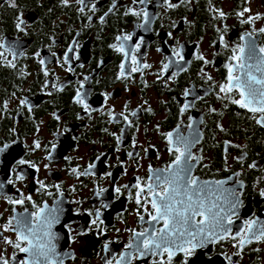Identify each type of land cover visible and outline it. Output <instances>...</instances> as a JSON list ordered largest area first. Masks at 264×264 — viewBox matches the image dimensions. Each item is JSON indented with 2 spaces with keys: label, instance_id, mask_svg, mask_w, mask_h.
<instances>
[{
  "label": "flooded vegetation",
  "instance_id": "af4514ba",
  "mask_svg": "<svg viewBox=\"0 0 264 264\" xmlns=\"http://www.w3.org/2000/svg\"><path fill=\"white\" fill-rule=\"evenodd\" d=\"M12 2L17 7H11L9 0H0V37L7 44L18 43L23 55L13 61L15 68L0 60V148L8 145L0 152V183L5 184L0 195L15 199L19 189L25 196L31 195L36 204L47 202L49 206L61 199L64 211L61 222L53 229L59 237L57 251L75 257L65 258L64 264H105V259L118 258L124 251L131 237L126 229L139 231L142 226L136 215V189L132 185L136 177L147 180L149 165L160 169L170 162L172 157L161 133L174 131L181 124V130L187 134L189 117L194 129L202 134L192 149L203 157L193 174L202 180H226L225 187H235L242 193L243 206L239 210L240 219L232 226L233 232L240 229L245 219L258 217L264 221V197L260 196L264 190V127L256 124L245 109L218 98L223 96L219 85L227 75L224 65L232 54L231 48L241 43L239 38L244 33L264 27V0H171L176 5L173 8L163 5V0H151L146 6L134 4L133 0H86L84 12L79 11L81 5L76 0H69L67 6L62 0ZM93 4L94 12L89 10ZM142 7L152 15L147 31L137 27L142 18L128 11ZM244 8L251 11L244 17L237 16ZM221 11L224 17H220ZM21 13L27 22L26 34L15 28ZM256 15L261 19L252 25L241 24V19ZM124 34L133 37L127 42L129 51L143 39L135 55L141 65L151 67L132 72L135 65L111 47L118 43L116 37ZM221 34L229 45L227 49L219 42ZM254 35L256 43L264 45V34L256 31ZM70 46L73 52L68 53L69 63L64 64ZM174 48L184 56L180 67L186 70L178 71L175 65H170L162 79H158L162 64L167 62L165 58L178 59L173 57ZM197 54H203L212 63L204 65L195 59ZM41 59L45 61L43 65ZM122 62L126 65L127 79H117ZM69 67L71 71L67 70ZM202 68L212 77L211 81L201 74ZM85 77L89 79L85 81ZM81 82L84 84L81 91L88 93L86 102L96 109L90 116L73 102ZM185 90L190 91L187 98L183 95ZM105 94L109 97L107 102ZM233 95L238 98L237 94ZM23 99L27 104L21 106ZM185 103L193 106L181 115L180 108ZM126 104L128 112L137 111L135 117L129 116L133 121L131 128L119 116ZM109 109L119 122L109 121ZM117 136H122L119 151ZM133 139L137 144L135 149ZM36 141L41 145L39 149L34 147ZM225 141L240 147H229L226 154ZM52 144H56L52 158L45 159ZM128 152H139L140 157L129 159ZM237 157H242V161L238 162ZM21 159L35 163L40 170L19 165ZM89 164L96 165L91 170L94 175L77 178L71 173L72 168L83 172ZM252 164L256 167H249ZM108 172L112 173L111 177L106 175ZM16 173H23L26 178L7 184L9 179L15 180ZM37 180L46 185L60 184L63 197L54 187L48 189L53 193L51 197L38 191ZM116 187H121L119 195ZM101 188L107 191L97 197L96 192ZM102 204H107V208L101 207ZM13 207L0 198V225L13 215ZM97 207L104 220L100 226L105 230L103 235L95 226L89 230L94 217L87 216V211H95ZM25 208L34 211L32 203L26 201L15 206L16 213H23ZM77 210L81 215L75 214ZM140 211L144 214L143 209ZM65 224L76 230L71 241ZM81 230L86 234L78 235ZM4 235L14 239L10 232ZM106 241L112 242L107 253ZM232 245L233 241L226 240L198 249L188 264H227L225 254L233 256L235 264H264V242L253 241L239 256L234 255L236 249ZM0 253L10 257L13 249L0 244ZM183 260V254L177 253L172 264H182ZM134 264H152V257L136 260Z\"/></svg>",
  "mask_w": 264,
  "mask_h": 264
},
{
  "label": "snow or ice",
  "instance_id": "6c2138e0",
  "mask_svg": "<svg viewBox=\"0 0 264 264\" xmlns=\"http://www.w3.org/2000/svg\"><path fill=\"white\" fill-rule=\"evenodd\" d=\"M9 2L11 7H17L12 0H9ZM76 2L81 5L79 11L84 12L87 6L86 0H76ZM62 3L67 6L69 0H62ZM133 3L146 6L151 3V0H133ZM163 5L167 8L176 7L171 0H163ZM89 10L94 12L95 4ZM128 11L131 15L142 18V22L137 25L138 28L145 31L150 29L152 15L147 11L146 7H142L138 11L133 9ZM250 11L249 8H244L237 13V16L244 17L245 13ZM219 15L224 17L225 13L221 11ZM22 16V13L17 16L15 28L18 32H25L26 34L27 22ZM89 19L91 18L89 17ZM258 19H261L259 15L249 16L241 19V24L252 25ZM101 20L103 21V18ZM256 31L264 34V27L244 33L239 38L241 43L231 48L232 54L224 65L227 75L225 81L219 85V93H222L223 96L218 95V98L230 100L232 104L245 109L252 114L256 124L264 127V45L256 43V36L254 35ZM168 35L171 36V33ZM132 38L131 34L117 36L116 40L118 43L111 45V47L115 51L122 53L124 60H130L135 65L131 67L132 72L151 67L148 64L141 65L135 55L143 44L142 38L131 51L127 50V42L131 41ZM219 42L223 48H229L228 43L224 39V34L219 36ZM19 48L20 45L18 43L7 44L4 42V38L0 37V50H2L0 51V60H3L7 66L15 68L16 64L13 61L18 56L23 55ZM71 52H73V48L70 46L64 55V64L69 63L70 57L68 53ZM5 53L11 56L12 60H8ZM172 53L173 57H178V59L166 57L167 62L162 64L161 72L157 74L158 79H162L163 74L169 70L170 65H175L178 71L186 70V68L180 67L184 62V56L181 52L174 48ZM36 55L39 56L40 54L37 53ZM195 59L203 61L204 65L212 63L203 54H197ZM39 62L41 65L45 63L43 59ZM119 68L120 72L117 79H127L125 63L122 62ZM67 70L71 71L72 69L69 67ZM44 74L47 76V71ZM201 74L207 81L212 80V77L205 73L203 68L201 69ZM84 79L87 81L89 78L85 77ZM53 86L55 87V85ZM83 88L84 84L81 82L73 102L80 105L90 116L91 112L96 109L90 108L86 102L88 93L82 92L81 89ZM234 93L238 95V98L234 97ZM183 95L187 98L190 95V91L185 90ZM104 98L105 102H107L109 97L105 94ZM20 104L21 106L27 104V100H21ZM192 106L190 103H185L180 108L181 115ZM4 107L7 108V103L4 104ZM146 110L151 112V108ZM212 111L215 110L213 109ZM136 115L137 111L128 112L127 104L124 111L119 114L129 128L133 126V121L129 119V116L135 117ZM108 116L110 122H119L117 115L113 114L112 109H109ZM55 118L59 119V117ZM218 127H220L221 131H224L221 126L218 125ZM181 128L182 125L178 124L174 131L161 133L166 141L167 152L172 157L170 162L160 169H155L149 165L147 180L136 177V183L132 187L136 189V215L142 226L139 231L126 229V231L131 233V237L124 246V251L119 253L118 258L113 256L111 259H105V264H134V261L147 257H152V264H172V260L177 253H182L184 256L182 264H188L189 258L193 257L198 249H205L209 245H215L226 240L233 241L232 246L236 249L235 256H239L245 246L253 241L264 242V221H261L258 217L245 219L240 229L235 233L233 232L232 226L236 220L240 219L239 210L243 206V202L240 199L242 193L235 187H225L228 183L226 180H202L193 174L196 164L203 159L202 156L192 151L195 145L199 143L202 134L194 129L191 117H189L187 125V134ZM105 131L107 130L105 129ZM121 131L123 133L124 130L122 129ZM157 131H159V126H157ZM116 141V150L119 151L122 136H117ZM7 147L8 145H4V148ZM34 147L36 149L41 147L39 141L34 143ZM132 147L133 149L137 147L135 139L132 141ZM150 147L155 148L154 145H150ZM229 147L240 146L231 145L229 141H225L226 154ZM4 148H0V152L4 151ZM55 149L56 144H52L51 150H49V154L45 159L51 160ZM148 151L149 149H144L145 155L148 154ZM127 156L129 159H136L140 157V154L139 152L135 154L128 152ZM97 159L99 160L100 157L98 156ZM237 161L241 162L242 157H237ZM18 164L28 165V167L34 168L37 172L40 170L35 163L24 159L19 160ZM225 164H227V159H225ZM48 166L47 164L44 165L45 168H48ZM95 167V164H89L88 168L83 172L77 168H72L71 173L77 178L83 175H94L91 170ZM204 167L208 166L204 165ZM249 167H256V165L252 164ZM12 171L15 173L16 169ZM106 175L111 177L112 173L108 172ZM235 175L239 176L240 174L236 173ZM25 178L23 173H16L15 180L9 179L7 184H15L16 181H23ZM229 180H231V177H229ZM37 183L39 184L38 191L51 197L53 193L48 191V189L54 187L60 197H63L60 184L46 185L41 180H37ZM237 183L240 187H243L241 181H237ZM4 187L5 184L0 183V193H2ZM122 187L128 188L129 185H123ZM17 191L19 196L15 199L10 196L0 195V198L6 199L7 203L14 206L13 215L8 218L6 223L0 225V244L10 246L13 249V253L10 257L0 253V264H64L65 258L74 259L75 257L72 253H60L57 251L56 241L59 237L53 229L61 222V216L64 211L61 206V199H57L52 206H49L47 202L38 205L33 201L31 195L25 196L19 189ZM105 191L107 190L99 189L96 192V196H102ZM115 192L119 195L121 187H116ZM260 196L264 197V190L260 191ZM26 201L32 203L34 211L29 212L25 208L23 213H16L15 206H22ZM101 207L107 208V204H102ZM141 209H143L144 214H141ZM75 214L81 215L79 210ZM101 215L99 207L95 211H87V216L94 217L90 220L89 230H91L92 226H95L98 233L103 235L105 230L100 228L104 224ZM145 216H147V220ZM143 225H147V227ZM64 227L68 231L69 240L71 241L72 233L76 230L72 228L71 224H65ZM118 231L119 229H117ZM9 232L14 235V239L4 235V233ZM77 234L85 235L86 232L81 230ZM110 243L112 242L106 241L104 243L106 253L109 250ZM224 259L227 264H235L233 256L225 254Z\"/></svg>",
  "mask_w": 264,
  "mask_h": 264
}]
</instances>
